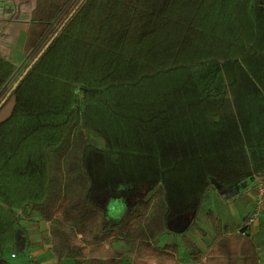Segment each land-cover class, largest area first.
<instances>
[{
  "label": "trees",
  "instance_id": "16d2710c",
  "mask_svg": "<svg viewBox=\"0 0 264 264\" xmlns=\"http://www.w3.org/2000/svg\"><path fill=\"white\" fill-rule=\"evenodd\" d=\"M22 7L9 12L29 25L22 61L0 49V117L11 109L0 118V264L32 246L21 220L33 214L48 222L54 264H223L231 253L219 246L249 242L204 206L211 181L221 191L264 174L261 0ZM79 91L83 106L132 105L159 156L97 148ZM170 234L187 261L178 242L161 243Z\"/></svg>",
  "mask_w": 264,
  "mask_h": 264
},
{
  "label": "crops",
  "instance_id": "0c3cea01",
  "mask_svg": "<svg viewBox=\"0 0 264 264\" xmlns=\"http://www.w3.org/2000/svg\"><path fill=\"white\" fill-rule=\"evenodd\" d=\"M27 1L0 0V49L7 52L10 58L16 62H21L22 60H15L18 58L14 55L15 46L20 44L18 39L20 36L22 37V32L28 30L29 25H22L12 21L9 12L13 9L16 10L18 7L24 8L22 5ZM17 49L21 52L23 48ZM21 56L22 52L19 57L21 58ZM111 106L113 107L111 109L112 113L116 112L118 116L108 115L106 108L94 109L96 115L100 114L98 120L94 118L95 115H90V121L86 124L88 134L89 131L96 134L93 136L94 138L90 137L94 145L101 150L111 153L145 154L158 157L159 150L149 135L142 132L133 106L130 104H112ZM94 122H97V124H93ZM95 125H99L102 128ZM96 139L103 140L105 148H102L101 144H96ZM261 176H264V174ZM253 180L254 178H244L230 183L223 190L216 191L215 196L217 198L208 204V207H211L222 218V225L238 233L244 229L245 239L249 241L245 242L242 239L238 242V239L235 238L232 240L231 246L228 245V242H224L222 246H219V250L231 253L224 257L222 260L223 264H264V215L252 225H247L246 223V217H249L254 206ZM209 225L207 224L204 229L209 230ZM172 238L174 239L172 241L179 243L180 256L187 261V246L184 244V247L180 243L182 238L180 236ZM166 239L171 240V238ZM166 239H163L161 243L166 242ZM204 242L209 244L211 236L208 235L204 240L199 242L200 248H204L202 247L203 245L205 246ZM45 246L49 248V245ZM11 254H15L16 256L14 252H11ZM205 256H203V262H205ZM54 263H56V258L53 255L48 263L44 264ZM128 264L131 263L128 262Z\"/></svg>",
  "mask_w": 264,
  "mask_h": 264
},
{
  "label": "rangeland",
  "instance_id": "374dc122",
  "mask_svg": "<svg viewBox=\"0 0 264 264\" xmlns=\"http://www.w3.org/2000/svg\"><path fill=\"white\" fill-rule=\"evenodd\" d=\"M261 2H262L263 7H264V0H261ZM24 33H26V32H22V34H24ZM18 40H19V42L22 40L21 36L19 37ZM24 44H25V41L23 42V45ZM19 45L15 46L14 55H15V57H18L15 60L20 59L19 61H21L24 57V53H23V49H22V51H21L22 56L20 58L19 56H20L21 52L18 51L17 48H22V46H19ZM79 95H80V100H81V111H83V116H84L83 123H84V129L85 130L88 129V128L86 129V126H87L86 124H88V121H90L89 120L90 115H95L94 118L96 120H98V117L100 114L96 115L94 113V109L97 110V109H101V108H106V110L108 111V115H112L115 117L118 116V114H116V112L112 113V110H111L113 108L111 106L112 104H88L86 106H83L84 102L82 100L81 91H79ZM163 106L164 105L162 103L159 104L158 105V107H159L158 111L163 112ZM10 110H11L10 108H9V110H7V109L4 110V112L2 113L0 118L5 117V115L9 114ZM145 110H146V108H144L143 104H139L137 111H139L141 113H145ZM138 122L141 125V122L140 121H138ZM93 124H97V122H94ZM95 126L102 128L99 125H95ZM94 135H96V134H93L89 131L90 137L94 138L93 137ZM95 143L101 144L102 145L101 147L105 148V145L103 144V140L96 139ZM211 183H212V190L211 191L213 192V193H211L212 198L204 206V211L207 210L208 204H210L211 202H213L217 198L215 195H216V191L218 190L220 184L217 181H211ZM102 184H103L102 186H105L104 183H102ZM108 185L111 186L112 184H110V182H108ZM114 185L115 184H113V186ZM115 188H117V187H115ZM202 213L203 212H201L200 219L198 220L199 223L200 222L202 223L203 221L206 220L204 217L205 213H203V215H202ZM200 220H202V221H200ZM21 222L23 224V227L25 228L26 234L28 236V240L29 239L33 240V241L29 240V242H32L31 244L28 242L29 246H31V245L32 246L29 249H27L24 253H21V252L15 251V250H11V249H7L4 252V257L9 261L10 264H44V263H48L49 259L53 256L51 251H49L50 249L45 246V245H49V231L47 230L48 222L41 220L37 214H33L30 218H27V217L24 218L23 217ZM187 235L190 238L194 237V236L197 238L200 236V233H199V231L190 230V231H187ZM172 237H175V235H172V234L166 235V236H164L163 239L171 238L170 241H172V240H174ZM167 241H169V240H167ZM180 243H182V245L184 246L185 243L183 241V238L181 239ZM118 246L121 247L122 249L126 248V245L118 244ZM43 247H44V249H43ZM11 252L16 253V256H12ZM62 264H74V262L72 260H66ZM121 264H128V261H123Z\"/></svg>",
  "mask_w": 264,
  "mask_h": 264
},
{
  "label": "built area",
  "instance_id": "2783aa9c",
  "mask_svg": "<svg viewBox=\"0 0 264 264\" xmlns=\"http://www.w3.org/2000/svg\"><path fill=\"white\" fill-rule=\"evenodd\" d=\"M252 187L254 188V206L247 225H252L264 215V176H255Z\"/></svg>",
  "mask_w": 264,
  "mask_h": 264
}]
</instances>
